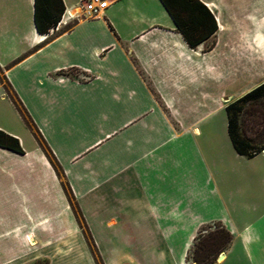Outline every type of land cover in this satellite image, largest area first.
<instances>
[{"label": "crops", "instance_id": "crops-1", "mask_svg": "<svg viewBox=\"0 0 264 264\" xmlns=\"http://www.w3.org/2000/svg\"><path fill=\"white\" fill-rule=\"evenodd\" d=\"M62 1L41 35L34 0H0V67L62 172L0 85V130L24 152L0 148V264H97L86 231L102 264H195L215 223L232 241L212 264H264V154L236 153L225 112L264 82V0H199L208 52L160 0H106L97 17Z\"/></svg>", "mask_w": 264, "mask_h": 264}, {"label": "trees", "instance_id": "trees-1", "mask_svg": "<svg viewBox=\"0 0 264 264\" xmlns=\"http://www.w3.org/2000/svg\"><path fill=\"white\" fill-rule=\"evenodd\" d=\"M160 2L175 23L177 31L191 49H197L204 43H206V46L203 52L213 49L215 42L211 39L217 31V24L213 15L199 0H160ZM64 13L65 6L62 0H34L33 19L37 32L45 35L54 30ZM65 28H69V25L65 26ZM0 71L6 82L7 88L3 87V89L7 97L14 104L31 132L33 129V136L48 158L57 176L61 178L62 172L57 161L29 120L25 109L15 95L1 67ZM225 112L228 121L229 138L236 153L247 159L261 154L264 151V82L241 98L228 104ZM0 148L24 154L19 140L2 130H0ZM61 184L67 195L69 204L79 221L81 214L77 205L73 203L70 190L64 181ZM212 227H214V230H211ZM85 234L96 263L98 264V261H100V264H102L91 237L87 231ZM231 241V234L222 225L215 223L203 227L193 243L187 256V261L195 264H212L229 247ZM34 264H48V261L40 260Z\"/></svg>", "mask_w": 264, "mask_h": 264}, {"label": "built area", "instance_id": "built-area-1", "mask_svg": "<svg viewBox=\"0 0 264 264\" xmlns=\"http://www.w3.org/2000/svg\"><path fill=\"white\" fill-rule=\"evenodd\" d=\"M108 7L106 0H82L80 3V9L83 13L88 15L89 17H97ZM61 24L58 23L56 29ZM69 23L63 22V26H67ZM264 154V151H262Z\"/></svg>", "mask_w": 264, "mask_h": 264}, {"label": "rangeland", "instance_id": "rangeland-1", "mask_svg": "<svg viewBox=\"0 0 264 264\" xmlns=\"http://www.w3.org/2000/svg\"><path fill=\"white\" fill-rule=\"evenodd\" d=\"M85 16H88V15H86L85 13H83ZM0 85L2 86V87H6L7 88V86H6V82H5V80H4V77H3V74H2V72L0 71ZM9 91V90H8ZM8 118H10V119H8V121H7V119H5L4 120V123L5 124H11V125H15V121L14 120H12L13 118L11 117V116H9ZM7 122V123H6ZM7 124V125H8ZM10 125V126H11ZM32 132H33V129H32ZM26 144V143H25ZM27 146V145H26ZM80 221V220H79ZM209 230V229H208ZM211 230H214V227H212V229ZM210 231V230H209ZM98 264H100V261H98Z\"/></svg>", "mask_w": 264, "mask_h": 264}]
</instances>
